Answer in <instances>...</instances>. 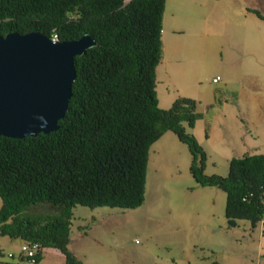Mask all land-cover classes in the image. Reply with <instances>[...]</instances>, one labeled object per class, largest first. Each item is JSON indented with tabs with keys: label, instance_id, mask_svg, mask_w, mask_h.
I'll return each instance as SVG.
<instances>
[{
	"label": "trees",
	"instance_id": "trees-1",
	"mask_svg": "<svg viewBox=\"0 0 264 264\" xmlns=\"http://www.w3.org/2000/svg\"><path fill=\"white\" fill-rule=\"evenodd\" d=\"M164 7L165 0H0L1 35L90 34L96 42L74 58L76 78L58 129L0 135V235L58 248L64 264H83L69 247L73 208L141 205L150 146L166 131L187 144L194 180L225 191L228 228L264 219V153L232 157L227 175L207 174L206 152L186 129L198 118L196 101L178 97L159 106Z\"/></svg>",
	"mask_w": 264,
	"mask_h": 264
},
{
	"label": "rangeland",
	"instance_id": "rangeland-1",
	"mask_svg": "<svg viewBox=\"0 0 264 264\" xmlns=\"http://www.w3.org/2000/svg\"><path fill=\"white\" fill-rule=\"evenodd\" d=\"M259 71L241 73L207 67L201 72L200 81L205 89L210 90L213 84L222 88L227 82L236 90L229 96L232 88L220 89L222 101L216 108H207L202 101H197L196 123L192 128L186 127L206 152L205 173L227 175L232 157L243 152L264 153L263 65ZM256 79L258 85L252 88L251 81ZM157 90L163 106L167 92L160 85ZM168 90L171 95L177 93L174 87ZM179 90L189 94L186 96L195 93L192 92L195 91L193 84L181 86ZM228 96L229 101L225 100ZM233 97L238 102H234ZM252 124L257 127L253 128ZM242 132L247 133L248 142L255 143V149L243 142ZM168 133L172 139L164 136L150 146L145 199L141 205L91 208L78 204L73 208L70 236L71 248L77 257L84 264H163L164 258L170 261L164 264H174L171 258L178 264L213 261L256 264L257 257H253L252 263L245 259L249 257V248L244 241L230 238L225 243L219 242L216 237L220 231L218 225H227L224 215L226 193L216 186H201L194 180L189 171L191 153L187 144L174 132ZM159 143L171 147L175 155L163 152ZM212 229L214 236L209 235ZM20 242V238L0 235V259L5 260L9 251L17 252ZM46 253L37 264H64L63 257ZM261 258V264H264V255Z\"/></svg>",
	"mask_w": 264,
	"mask_h": 264
},
{
	"label": "crops",
	"instance_id": "crops-1",
	"mask_svg": "<svg viewBox=\"0 0 264 264\" xmlns=\"http://www.w3.org/2000/svg\"><path fill=\"white\" fill-rule=\"evenodd\" d=\"M255 10L264 15V0H165L161 31L162 59L156 67V89L160 85L165 89L164 92H167V96L164 97L166 104L161 106L157 90L160 107H168L177 97L194 99L196 104L197 101H202L207 108L221 105L220 89L230 86L226 82L222 88L217 84L211 85L210 90L202 87L200 74L207 67L241 73L260 72L262 65L264 66V18L259 17ZM257 80L251 81L252 88L258 85ZM187 84H193L195 87V91L192 90L195 93L190 94L192 96H186L189 94L179 90ZM170 87L177 89L175 96L169 93ZM230 88L233 91L228 93L229 96L236 91L233 87ZM229 96L228 99L225 97V100L229 101ZM233 98L234 102H238L237 96ZM215 119L217 120V117ZM252 127L257 126L252 124ZM168 132L170 131H166L155 142L164 136L172 139ZM246 136L247 133L242 132L243 142L254 147L255 143L248 142ZM159 147L163 152L175 155V150L171 147L162 143H159ZM245 153L248 152H243L240 156ZM218 227L220 231L216 237L219 242L225 243L230 238L244 241L249 248V257L245 259L252 263L253 257H257L256 264L263 262L261 257L264 255V219L254 227L248 220L238 222L233 228H228L222 223ZM212 231L213 229L209 233L210 236L215 235ZM69 247L76 254L71 248V236ZM45 251L46 254L64 258V254L53 247H45L41 258ZM7 260L8 258H3L0 262ZM171 260L178 264L174 258ZM163 261L170 262L167 258Z\"/></svg>",
	"mask_w": 264,
	"mask_h": 264
},
{
	"label": "water",
	"instance_id": "water-1",
	"mask_svg": "<svg viewBox=\"0 0 264 264\" xmlns=\"http://www.w3.org/2000/svg\"><path fill=\"white\" fill-rule=\"evenodd\" d=\"M90 34L53 40L29 31L0 34V135L34 136L58 129L76 78L74 58L95 44Z\"/></svg>",
	"mask_w": 264,
	"mask_h": 264
},
{
	"label": "built area",
	"instance_id": "built-area-1",
	"mask_svg": "<svg viewBox=\"0 0 264 264\" xmlns=\"http://www.w3.org/2000/svg\"><path fill=\"white\" fill-rule=\"evenodd\" d=\"M52 39L58 40L56 36L52 37ZM44 248L39 242L22 240L18 251L6 253L5 256L8 260L0 262V264H37L38 256L43 252Z\"/></svg>",
	"mask_w": 264,
	"mask_h": 264
}]
</instances>
